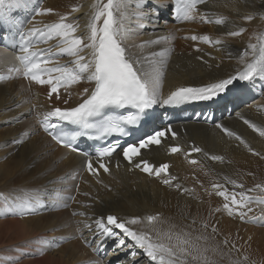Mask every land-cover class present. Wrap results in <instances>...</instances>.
Wrapping results in <instances>:
<instances>
[{"label":"bare ground","instance_id":"1","mask_svg":"<svg viewBox=\"0 0 264 264\" xmlns=\"http://www.w3.org/2000/svg\"><path fill=\"white\" fill-rule=\"evenodd\" d=\"M168 1L159 0L163 7ZM96 2L97 0H41L38 8H52L55 14L34 15L28 27L33 23L42 27L46 23L57 22L60 15H68L70 20L79 22L77 35L85 36L86 25L94 13ZM157 2L158 0H151L152 7L156 6ZM74 7L79 10L73 12ZM198 11L201 15L207 13L213 22L205 23L198 15L196 22L188 21L173 25L159 13L154 22L138 30L139 35L130 41L131 44H138L174 34V39H170L169 43H162L151 49L155 51L172 49L165 69L163 88L165 95L177 87L206 86L237 71H244L246 62L251 61L252 57L250 53L247 60L242 62L243 52L249 43L259 45L257 38L264 36V20L260 18L264 16V0H206L205 3L198 5ZM249 14L254 17L250 22L243 19ZM216 19H222L224 23L216 25ZM241 27L246 29L241 36H226L228 31L239 30ZM191 35H208L212 40L221 39L224 43L213 46L184 38ZM47 43L53 45L57 41L51 40ZM196 47L202 51L199 53L194 51ZM208 53L211 55H207ZM84 54L87 55V50ZM201 55L203 60H198L196 57ZM0 59L5 61L0 64V71L7 73V67L15 63L13 56L0 50ZM71 60V57L63 56L64 62ZM89 86L90 84L82 81L69 90L75 100L72 105L78 100L77 93ZM238 87L240 89L238 98L227 102L221 108L222 116L217 117L216 124H222L241 136L248 147L234 137L225 135L215 127L216 124L213 126L186 124V135L173 143L183 145L184 151L189 150V142L199 145L203 151L193 157L198 158L201 163L190 165L182 159V154L167 157L164 145L144 155L143 159L153 163L170 162L173 165L172 175L178 178L174 183L178 182L192 190L182 195L174 187L161 186L141 174L128 173L126 170H113L97 183V179L83 172V158L57 147L40 132L37 114L42 116L49 110L43 99L47 86L28 85L17 77L1 82L0 133L8 124L14 130L3 136L0 134V140H4L0 147H8L12 156L4 165H0V192L23 186L33 190L37 188H46L50 192L55 190L60 195L57 198L59 203L49 199L48 206L34 216L0 217V264H13L16 263L15 260L22 259L25 262L21 264H131L133 261L151 264L150 258L145 257L140 249L133 247L132 241L126 237L123 238L124 247L117 244L120 237L108 238L102 249L110 242L114 244L106 256L100 258L96 257L95 246L85 245V239L90 242L95 233L85 228L84 223H91L92 220L107 215L121 218L159 215L161 222L153 224L161 232L170 229L174 233L188 232L193 239L197 236H206L207 245L217 249L215 254L211 251L206 253L215 264H232L234 261H242L243 257L248 258L244 264H252L254 256L263 258L264 251L259 245L258 237L262 235L264 240V227H261V224H264V206L250 204L252 211L244 217L246 221L255 220L256 226L246 221L240 222L241 217L227 215L223 210V198L215 195L211 187L214 183H221L229 191L246 192L257 184H264V159L261 158L264 156V137L259 136L243 122L244 119H248L258 127L264 128V79L257 78L254 82L239 81L230 91L222 93L223 96H229ZM256 96L259 98L256 99ZM17 139L23 140L24 143H13ZM249 148L260 155H253ZM210 155H220L224 159L222 162L212 161L208 159ZM3 170L5 172L1 173ZM77 173H79L77 182H73L71 177ZM225 177L242 183L244 188L233 189L231 184L225 183ZM77 183L81 184L79 191L75 187ZM206 189L212 194L209 195ZM75 194H77L75 200L68 202V207L65 208L62 196ZM250 195L260 197L264 194L255 191ZM2 206L0 203V207ZM73 212H85L92 220L86 219V216H74ZM193 220L195 224L192 223ZM205 223L208 225L207 229L202 227ZM213 225L217 228L216 233L211 232ZM93 227L95 228V225ZM102 238L97 239V243ZM41 239L54 244L59 243L60 246L50 247L44 255H40L37 250L42 245L37 241ZM225 240L227 244H224ZM14 242L20 245L12 246ZM204 243L201 241V244ZM232 245H235V248ZM232 249L239 251L233 253ZM133 252L137 255L132 256Z\"/></svg>","mask_w":264,"mask_h":264},{"label":"snow or ice","instance_id":"2","mask_svg":"<svg viewBox=\"0 0 264 264\" xmlns=\"http://www.w3.org/2000/svg\"><path fill=\"white\" fill-rule=\"evenodd\" d=\"M205 2L206 0H172L177 20L181 23L194 21L199 15L205 23H212L207 13L201 15L198 11V5ZM32 3L33 0H0V29L20 25L15 12L29 8ZM160 6L159 0L155 8L152 7L151 0H97L94 13L86 25L85 36L77 35L79 22L70 20L68 15H60L57 22L46 23L42 27L33 23L31 27L19 32L18 53L13 52L15 63L7 67L8 76L0 74V82H5L13 76H20L30 84L47 86V98L53 101V105H50L49 110L42 116L37 114L39 126L55 145L79 153L76 142L81 137L107 142L110 137L127 136V129L137 125L141 117L157 105L169 106L190 101L212 100L230 91L239 81L254 82L257 78L264 79V36H260L257 38L259 45L249 43L242 54V62L247 60L250 53L252 57L251 61L246 62L244 71H237L227 78H221L206 86L177 87L165 95L163 92L165 69L172 49L164 48L160 51L151 49L162 43H169L170 39H174V34L138 44L130 43L134 36L139 35L138 30L144 29L158 18ZM78 10V8H72L73 12ZM34 14L47 16L55 13L52 8H37ZM260 18L264 20V16ZM243 19L250 22L254 17L249 14ZM223 23L222 19L215 20L216 25ZM20 26L22 28V25ZM245 31L246 29L241 27L239 30L228 31L226 36L239 37ZM184 38L194 42L202 41L213 46L224 43L221 39L212 40L208 35H191ZM51 40L57 41L58 51L39 47L41 43ZM86 50L87 55L84 54ZM194 51L199 53L202 50L196 47ZM61 56L71 57L70 65L62 64L59 59ZM196 58L203 60V55ZM3 63L5 61L0 59V64ZM82 81L90 84L91 87H85L82 92H78L77 102L68 107L71 99L69 90ZM61 90L68 93V98H65ZM57 102L65 106H54ZM119 110L130 111L128 114H119ZM243 122L259 136L264 137V128L258 127L248 119H244ZM215 127L248 147L241 136L222 124L218 123ZM169 137L173 140L177 138L171 126L156 130L139 141L128 143L123 147L118 140L114 143H103L94 153H79L86 156L83 170L97 178L100 170L110 174L111 157L120 150L123 160L131 166L129 170L138 169L148 176L160 179L166 186L174 187L182 193H190L191 189L183 187L178 182L174 183L178 178L170 174L168 163L156 166L146 159L135 160L136 157L141 156V149H148L152 145L159 146ZM13 143L22 144L24 141L17 139ZM181 150L179 145L168 148L169 154H176ZM202 151L201 148L193 145L191 151L185 156ZM249 151L253 155H260L251 148ZM261 158L264 159V156ZM208 159L222 162L224 158L220 155H210ZM188 163L196 165L201 162L190 159ZM78 176L79 173L71 179H76ZM100 182L97 179V183ZM225 183L231 184L233 189L244 188L242 183L228 177H225ZM75 187L79 191V184ZM212 190L215 195L223 198V210L229 217L239 216L243 219L252 211L250 203L254 200L264 203V195L260 197L250 195L255 191L264 194V184H257L246 192H236L229 191L224 184L214 183ZM205 191L208 192L207 189ZM208 194L211 195L212 192ZM59 195L55 190L51 192L46 188L33 190L23 186L0 192V203L3 205L0 207V217L34 216L48 206L49 199L59 203L57 199ZM84 195L89 194L84 193ZM74 200V196H68L63 201V206L67 208L68 202ZM83 206L90 207V205ZM73 215L86 216V213L73 212ZM86 219L92 220L87 216ZM153 222H161L160 216L121 218L116 215H107L100 216L91 223H84V227L94 232L96 239L120 237L117 240L120 247L125 246L123 238L126 237L132 241L133 247L140 249L150 258L151 264H215V261L210 260L206 255L209 251L213 254L217 252L215 247L207 245L208 237L197 236L193 239L188 232L174 233L171 229L161 232ZM192 223L195 224V221L193 220ZM141 225L144 227H137ZM202 227L207 229L208 225L205 223ZM216 231L217 228L213 225L211 232L216 233ZM201 241L205 243L201 244ZM103 242L100 240V243L95 246L96 253L101 251ZM37 243L42 245L37 250L40 255H44L50 247L60 246L59 243L54 244L46 239H41ZM84 243L88 247L93 246L87 239ZM232 247L235 248V245ZM131 255L136 256L137 253L133 252ZM245 261L247 257H244L242 261H234L232 264H244ZM131 264H139V261H133Z\"/></svg>","mask_w":264,"mask_h":264},{"label":"rangeland","instance_id":"3","mask_svg":"<svg viewBox=\"0 0 264 264\" xmlns=\"http://www.w3.org/2000/svg\"><path fill=\"white\" fill-rule=\"evenodd\" d=\"M4 131L2 132V133H0L1 134V136H3V135H5L7 132H9V131H12V130H14V128L13 127H11V125L10 124H8V125H6V126H4V129H3ZM12 134V133H11ZM4 140H0V144L3 142ZM12 156L9 154V149H8V147H0V165H4L7 161H8V159H10ZM3 172H5L4 170L1 172V173H3ZM211 187H212V185H211ZM180 194H184V193H181V191H180ZM259 239H260V247L262 248V250L264 251V240H263V236L262 235H260L259 237H258ZM224 244H225V242H224ZM12 246L13 245H20V243H13V244H11ZM18 247V246H17ZM233 250V249H232ZM237 250V249H236ZM246 250V249H245ZM244 250V251H245ZM243 251V252H244ZM233 253H235V252H237V251H235V249L232 251ZM248 254V253H247ZM17 255V251H15V256ZM2 258H3V256H1ZM244 258V257H243ZM243 258H242V260H243ZM247 261H248V258H247ZM14 262H16V263H13V264H21L22 262H25V260L24 259H22V260H20V261H14ZM262 263H264V257L263 258H259V257H256V256H254L253 257V259H252V264H262Z\"/></svg>","mask_w":264,"mask_h":264}]
</instances>
